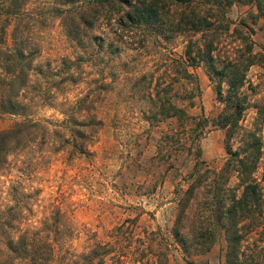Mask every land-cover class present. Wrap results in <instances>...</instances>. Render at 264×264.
I'll list each match as a JSON object with an SVG mask.
<instances>
[{
    "label": "rangeland",
    "instance_id": "obj_1",
    "mask_svg": "<svg viewBox=\"0 0 264 264\" xmlns=\"http://www.w3.org/2000/svg\"><path fill=\"white\" fill-rule=\"evenodd\" d=\"M20 1L22 6L15 11L10 0H0V78L10 75L5 59L8 52H14L16 29V43L23 44L34 63L28 86L20 93L22 111L0 113V129H9L16 122L38 121L48 127L49 134L45 141L39 138L10 154L0 169V264L19 263L7 255L6 240L22 235L37 237L39 243L51 241L55 249L51 264H77L80 255L102 243L115 244L117 251H123L122 264H226L223 236L210 252L201 255H185L176 242L171 231L177 211L175 188L177 184L187 188L186 177L194 162L187 152L170 146L164 155L171 153L176 168L158 156L167 122L151 127L143 115V102L131 95L125 81L126 77L134 81L143 73L163 74L168 80L176 77L175 61L186 57L190 39H201L203 34L172 36L156 26L150 27L148 35L144 29L123 31L117 24L119 16L106 6L98 9V20L88 30L81 17L95 12L89 0ZM249 8L239 3L228 10L231 32L215 38V53L221 59L236 56L240 41L231 33ZM252 27L251 33L245 29L255 51L264 52V24L261 21ZM72 29L80 31L83 45ZM94 35L105 39L106 48L110 44L118 47L117 56L106 53L104 57L115 59L112 66L119 77L113 90L103 86L112 81L103 55L91 59L98 52L91 44ZM189 70L199 76L196 105L188 106L192 86L185 79L174 86L175 101L188 106L191 114H204L211 120L223 104L205 67ZM242 92L248 99L242 123L250 127L257 106L264 104V67L250 68ZM70 121L97 123L96 129L85 128L90 139L82 155L73 154L67 142L72 139ZM261 135L264 143V123ZM224 140L225 131L210 124L200 141L207 166H223L228 157ZM255 179L264 187V147ZM235 183L232 178L231 184ZM57 211L65 227L55 232L49 225ZM6 221L9 224L2 225ZM122 224L123 233L118 235L116 228ZM243 244L255 264H264V233L248 234Z\"/></svg>",
    "mask_w": 264,
    "mask_h": 264
},
{
    "label": "trees",
    "instance_id": "obj_2",
    "mask_svg": "<svg viewBox=\"0 0 264 264\" xmlns=\"http://www.w3.org/2000/svg\"><path fill=\"white\" fill-rule=\"evenodd\" d=\"M95 11L91 17L82 15L86 29H93L98 20V9L109 7L119 17L120 30L144 29L147 35L150 27L156 26L167 35L178 33H202L201 39H190L185 49V58L176 60L174 69L176 77L167 79L163 74L156 77L154 73H143L134 81L126 77L132 96H138L143 103V115L151 127L167 122L168 128L163 132L158 144V156L170 168L171 153L165 156V148L185 151L192 157L193 169L187 175V188L177 184V211L172 227V234L185 255H201L210 252L223 236L226 240V264H255L244 250L246 236L254 231L264 233V187L255 179L263 156V139L261 135L264 123V104L257 106V115L252 126L243 125V116L247 109V96L242 89L247 81L250 68L254 65L264 67V52L255 51L251 37L252 25L263 22L264 0H89ZM10 8L18 11L22 6L20 0H10ZM239 3L250 6L246 15L231 33L240 45L233 59H221L215 53L217 40L231 32L232 22L227 16L228 10ZM90 5V6H92ZM13 10V11H14ZM10 14L12 11H9ZM111 12V13H112ZM90 12H87L89 14ZM96 13V14H95ZM249 20L251 23H249ZM247 28L250 33L246 31ZM14 32V52L7 53L5 59L10 75L0 78V113L18 114L22 111L19 102L20 93L28 86V72L33 69V58L25 54V47L17 42V29ZM76 33L80 45L84 44L80 31ZM91 44L98 52L91 59L103 55L111 82L103 83L108 90L118 74L112 62L106 59V53L117 56L118 47L108 45L102 36L94 35ZM108 50V51H105ZM82 57L76 61L80 65ZM87 59L88 62H92ZM101 63H96L100 65ZM101 66V65H100ZM204 66L212 82L217 99L223 104L221 112L209 119L204 114L193 115L189 107L196 105V94L200 92L199 76L189 67ZM71 67V66H70ZM69 68V67H68ZM105 69L100 73L105 76ZM185 79L192 86L188 96V106L179 105L172 94L177 82ZM72 126L71 145L73 154H84L85 143L90 139L87 127L96 129L94 121H70ZM219 127L225 131L224 146L228 154L220 169L207 166L202 159L201 139L208 126ZM49 129L38 121L16 122L9 129H0V169L6 164L10 154L26 147L30 142L41 138L45 141ZM237 142V145L235 143ZM173 152V151H172ZM232 178L236 179L234 185ZM50 223L51 230L59 231L65 227L61 221L60 211ZM9 224V221L2 225ZM125 224L116 228L121 235ZM8 256L18 264H51L54 259V245L51 241L38 242L37 237L22 235L17 239L6 240ZM264 250V249H263ZM123 251H117L112 243L97 244L77 259V264H122Z\"/></svg>",
    "mask_w": 264,
    "mask_h": 264
}]
</instances>
